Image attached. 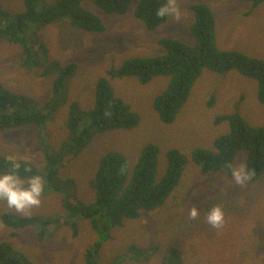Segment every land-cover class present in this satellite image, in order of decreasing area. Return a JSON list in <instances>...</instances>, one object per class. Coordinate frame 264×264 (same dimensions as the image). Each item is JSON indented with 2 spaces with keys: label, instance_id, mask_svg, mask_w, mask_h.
Returning a JSON list of instances; mask_svg holds the SVG:
<instances>
[{
  "label": "rangeland",
  "instance_id": "rangeland-1",
  "mask_svg": "<svg viewBox=\"0 0 264 264\" xmlns=\"http://www.w3.org/2000/svg\"><path fill=\"white\" fill-rule=\"evenodd\" d=\"M137 2L131 0L124 14L99 17L93 0H86L82 7L99 17L105 27L102 33L65 25H50L38 32V40L47 49V61L54 59L61 65L73 62L78 68L69 80L66 104L51 121L38 129L28 126L0 133L1 158L8 160L14 156L21 163L42 167L44 157L38 135H42L47 148L58 150L68 136L69 106L76 102L81 110H90L96 82L107 70L118 69L129 58L163 55L158 46L163 38L193 45L189 32L193 13L189 8L194 4L203 3L211 8L220 50L238 51L264 61V6L251 10L244 0H177L180 18L169 16L163 25L149 32L133 17ZM0 6L9 13L22 10L21 0H0ZM21 51L18 44L0 38V81L10 91L43 104L49 98L54 73L46 71L48 64L25 68ZM168 82L166 76L155 77L146 84L135 78L110 80L115 95L138 114L139 122L132 129L95 136L80 153L63 160L59 176L73 180L77 200H94L90 181L107 152L123 154L131 175L143 148L154 144L158 148V183L165 174L170 150L175 149L190 160L194 149L211 151L214 141L229 133L227 122L214 124L217 117L236 113L249 126L264 127V105L258 100L256 82L236 71L217 74L206 68H202L176 119L165 125L154 112L152 102ZM245 157V152L238 153L232 167L244 166ZM57 195L45 190L39 206L14 215L41 219L18 231L17 236L2 225L3 216L14 209L0 204V241L10 244L31 264H86L84 253L96 240L95 233L89 221L74 218L63 210L62 198ZM213 205L224 214L219 229L212 228L205 219L203 210ZM192 207L201 210L195 218L189 215ZM74 220L78 227L76 236L70 228ZM102 240L98 255H94L98 264H115L119 257L120 264H160L172 249L179 252L185 264H264V172L258 180L237 187L226 172L203 175L190 161L163 206L141 212L136 219L124 220L111 230L109 239ZM132 246L148 255L132 256Z\"/></svg>",
  "mask_w": 264,
  "mask_h": 264
},
{
  "label": "trees",
  "instance_id": "trees-1",
  "mask_svg": "<svg viewBox=\"0 0 264 264\" xmlns=\"http://www.w3.org/2000/svg\"><path fill=\"white\" fill-rule=\"evenodd\" d=\"M246 1L251 3L252 8L264 5V0ZM78 2L79 0H57L54 3L47 0H21L22 10L16 13H9L0 6V38L21 47L23 66L34 69L48 64L46 71H52L55 75L52 84L53 101L46 107L47 114H44L43 108H35L31 97L16 94L0 83V133L28 125L40 127L50 120L60 98L66 96L67 81L75 74L77 65L72 62L61 66L54 59L47 61V49L38 40V32L51 24L65 25L66 28L84 32H104L105 27L99 17L82 5L80 8ZM94 2L104 15H114L124 14L131 0ZM164 2L165 0H138L133 16L147 31L152 32L167 19L156 14ZM190 10L193 13V23L190 27L193 45L165 38L159 43L164 50L163 55L129 58L118 69L107 70L105 76L96 82L93 106L90 110H81L76 102L70 105L66 120L68 136L59 149L54 151L47 148L42 135L39 134L44 165L36 167L22 163V176L42 174L46 190L62 196L66 211L74 218L89 221L96 240L87 250L86 264H98L94 255H98L102 239H109L114 227L121 226L124 220L138 218L141 212L163 206L181 181L182 172L190 161L203 175L218 171L230 175V166L232 167L235 157L238 153L245 152L244 167L253 175L250 182L258 180L264 172V127H251L235 113L215 119V125L227 122L229 133L214 141L213 150L194 149L190 160L179 151L170 150L167 153L165 174L158 183L155 181L158 148L154 144L143 148L131 175L123 154L115 151L104 154L99 160L94 178L90 181V186L94 187L96 192V198L90 203L77 200L73 194V180L59 176L58 171L62 168L63 160L80 153L95 135L128 130L138 125V114L115 95L110 80L135 78L139 83L146 84L155 77H169L166 88L152 102V107L163 124H170L176 119L195 81L200 77L202 68L217 74L236 71L254 80L257 84L258 100L264 105V61L238 51L220 50L216 44L215 18L211 8L198 3L192 5ZM2 18H5L3 22ZM24 165L31 169L30 173H24ZM0 169L11 170L8 160L0 157ZM32 221L15 217L12 213H7L2 218L5 226L17 231L13 236H17L18 231L28 227ZM143 253L147 252L138 250L135 257L144 255ZM0 264L31 263L23 254L12 250L10 244L0 243ZM160 264L185 263L179 252L172 249L170 255Z\"/></svg>",
  "mask_w": 264,
  "mask_h": 264
},
{
  "label": "clouds",
  "instance_id": "clouds-1",
  "mask_svg": "<svg viewBox=\"0 0 264 264\" xmlns=\"http://www.w3.org/2000/svg\"><path fill=\"white\" fill-rule=\"evenodd\" d=\"M47 1L49 3H54L57 0H47ZM84 1H86V0H79L78 6L80 8H81V5H82V3ZM94 1L95 0H93L94 7L97 9V14L100 17V15L103 14V13L101 12L100 9H98V7L96 6V4H95ZM244 1H246V0H244ZM176 2H177V0H165V2L158 8L157 13H156L157 16L158 17H161V18H167L169 16H172L175 19H179L180 18V12H179V10H178V8L176 6ZM246 2H248V1H246ZM248 3L251 5L250 2H248ZM259 6H257L256 8H258ZM128 8L129 7H127V10H128ZM256 8H252V5L250 7L251 10H254ZM114 15H117V14H114ZM133 15H134V13H133ZM163 24H161V25H163ZM51 25L54 26L56 24H51ZM48 26H50V25H48ZM160 26H158L157 28H159ZM189 32H190V28H189ZM190 35H191V33H190ZM191 37H192V35H191ZM163 39H165V38H163ZM174 40H176V39H174ZM160 41L158 42V46H160V44H159ZM178 41H180V40H178ZM193 41H194V39H193ZM163 52H164V50H163ZM22 54H23V52H22ZM61 66H63V65H61ZM25 68H28V67H25ZM77 68H78V65H77ZM54 78H55V75L53 74L52 84H53ZM70 79H68L67 85H66V90H65L66 96L60 98L59 103H58V106L55 108V111L51 114V118H50L49 121H51L53 119L54 115L61 108V106L64 105V104H66V102H67V91H68V86H69L68 84H69V80ZM0 83H2L5 86H7L2 81H0ZM14 93H16V92H14ZM16 94H18V93H16ZM33 100L34 101L32 103L34 104L35 108L37 110H40L41 108H43L44 109V114H47L48 113V109L46 107L53 101V97H52V86L50 88L49 98L47 99V101L45 103L41 104L37 100H35V99H33ZM165 125H168V124H165ZM28 126H34V127H36L38 129V127L35 126V125H28ZM28 126H23V127H28ZM18 128H22V127H18ZM115 131H119V130H115ZM109 132H112V131H109ZM105 133H107V132H105ZM100 134H103V133H100ZM100 134H97V135H100ZM97 135H95V136H97ZM8 162L10 164V169H11L10 171L9 170H4V169H0V204L6 205L9 209H14V211H12V214L13 215H18L17 213H23V212H25L26 210H28L30 208L37 207V206L40 205V203H41V197L45 194L46 182L44 180V176L42 174H39V173H32L30 175H27L26 177L25 176H22L20 174V169L22 168V163L19 162L14 156L13 157H9L8 158ZM23 169H24V173H30L31 172V169L29 167H27L26 165L23 166ZM156 170H157V168H156ZM155 176H156V173H155ZM230 179H231L232 183L235 186L239 187V186L247 185L253 179V175H252V173L250 171H247L245 169V167L242 166V165L239 166V167H231L230 166ZM91 188H92V190L94 192V199H95L96 198L95 189H94V187H91ZM56 194H58V193H56ZM58 195H60V194H58ZM61 198H62V196H61ZM92 201H94V200H92ZM92 201L84 202V203H90ZM61 207L63 208V210L66 211V209L63 207V201L62 200H61ZM200 211L201 210H198L197 208L192 207L191 210H190L189 215L192 218H195V217H197L200 214ZM203 211L205 212L206 222L212 228L219 229L221 227V225L223 223V219H224V214H223L222 209L219 206L213 205L212 207H210L208 209H204ZM20 218L33 220L30 224H28L29 226L36 225L38 222H41V219L38 216H32V217H26V218L20 217ZM33 218H36V219H33ZM82 220L88 222L85 219H82ZM2 225L4 226V228H7V229L11 230L13 233L17 232L15 230H12V229L8 228L7 226H5L3 224V222H2ZM90 227H91V225H90ZM70 228H71V233L73 234V236H76L77 233H78V227H77L76 220H74L70 224ZM0 243H6V242L0 241ZM87 250L84 253V259H85ZM138 250H141L142 251V249H140V248L137 249V248H135V247L132 246L130 248V253L132 254V256H136ZM143 254H144V256L145 255H148V252L147 253H143ZM140 256H143V255H139V257ZM120 263H121V258L120 257L119 258H115V264H120ZM110 264H114V263L111 262Z\"/></svg>",
  "mask_w": 264,
  "mask_h": 264
},
{
  "label": "crops",
  "instance_id": "crops-1",
  "mask_svg": "<svg viewBox=\"0 0 264 264\" xmlns=\"http://www.w3.org/2000/svg\"><path fill=\"white\" fill-rule=\"evenodd\" d=\"M261 6H264V5H260L259 7H261Z\"/></svg>",
  "mask_w": 264,
  "mask_h": 264
}]
</instances>
